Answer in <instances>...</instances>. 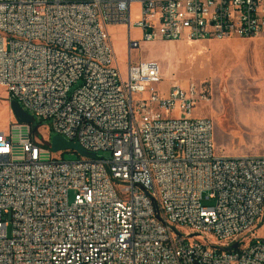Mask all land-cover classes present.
I'll list each match as a JSON object with an SVG mask.
<instances>
[{
	"label": "built area",
	"instance_id": "built-area-1",
	"mask_svg": "<svg viewBox=\"0 0 264 264\" xmlns=\"http://www.w3.org/2000/svg\"><path fill=\"white\" fill-rule=\"evenodd\" d=\"M113 26L130 52L254 39L264 0H0V86L94 155L66 161L29 125L0 131V264H264V156L216 153L213 122L193 116L206 87L160 89L159 64L131 53L124 75Z\"/></svg>",
	"mask_w": 264,
	"mask_h": 264
},
{
	"label": "rangeland",
	"instance_id": "rangeland-1",
	"mask_svg": "<svg viewBox=\"0 0 264 264\" xmlns=\"http://www.w3.org/2000/svg\"><path fill=\"white\" fill-rule=\"evenodd\" d=\"M139 2H134L132 21L139 19ZM117 64L127 74L130 60L134 63L155 61L159 64L163 83L159 86L194 85L206 87L211 92L208 103L198 104L195 118H209L214 125L216 153L225 157L264 156V37L254 39L231 38L227 40L141 41L140 48L129 51L128 30L110 28ZM141 31L131 30L133 40L141 39ZM7 90L0 86V131L8 133L15 118L10 108ZM50 122L35 118V134L50 143ZM43 136V137H42ZM40 141V140H39ZM41 142V141H40ZM42 143V142H41ZM100 158L110 154L101 152ZM82 156L66 151L63 159L75 161ZM74 193L72 192L71 196ZM205 205H212L211 202ZM253 237L264 239V221Z\"/></svg>",
	"mask_w": 264,
	"mask_h": 264
},
{
	"label": "water",
	"instance_id": "water-1",
	"mask_svg": "<svg viewBox=\"0 0 264 264\" xmlns=\"http://www.w3.org/2000/svg\"><path fill=\"white\" fill-rule=\"evenodd\" d=\"M10 108L14 115L15 121L20 125H29L32 126L34 124V118L28 114L25 110L21 108V106L16 101L10 102ZM51 147L53 152L60 151H73L82 157L86 158H94V155L89 154L82 150V148L75 143L68 142L60 136H54L51 139ZM264 221V218L262 222ZM262 227V223L260 224ZM234 249L237 248V244L233 246Z\"/></svg>",
	"mask_w": 264,
	"mask_h": 264
},
{
	"label": "trees",
	"instance_id": "trees-1",
	"mask_svg": "<svg viewBox=\"0 0 264 264\" xmlns=\"http://www.w3.org/2000/svg\"><path fill=\"white\" fill-rule=\"evenodd\" d=\"M31 128H32L33 132H35V127L33 125L31 126Z\"/></svg>",
	"mask_w": 264,
	"mask_h": 264
}]
</instances>
